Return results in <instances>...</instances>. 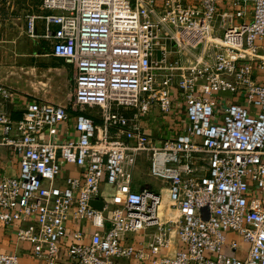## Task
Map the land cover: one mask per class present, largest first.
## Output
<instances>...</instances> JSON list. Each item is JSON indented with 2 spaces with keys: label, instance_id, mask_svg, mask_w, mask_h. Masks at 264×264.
Masks as SVG:
<instances>
[{
  "label": "built area",
  "instance_id": "obj_1",
  "mask_svg": "<svg viewBox=\"0 0 264 264\" xmlns=\"http://www.w3.org/2000/svg\"><path fill=\"white\" fill-rule=\"evenodd\" d=\"M39 8L26 33L72 66L75 134L56 140L70 118L60 103L26 97L13 118L5 105L16 94L0 84V146L18 162L14 176L0 175V224L31 244L38 264H264V0H41ZM175 97L183 130L148 134L142 118L152 108L169 114ZM142 153L167 190L164 215L159 191L131 187ZM65 164L79 175L61 178ZM81 224L92 228L88 238ZM125 233L143 239L128 244ZM0 264L19 257L0 252Z\"/></svg>",
  "mask_w": 264,
  "mask_h": 264
},
{
  "label": "rangeland",
  "instance_id": "obj_2",
  "mask_svg": "<svg viewBox=\"0 0 264 264\" xmlns=\"http://www.w3.org/2000/svg\"><path fill=\"white\" fill-rule=\"evenodd\" d=\"M40 3L39 0H0V84L12 89L18 100L36 97L65 105L70 103L73 87L70 66L48 54L47 40L26 33L27 16L42 14ZM40 20L36 19L35 28ZM86 110L98 115L95 108L86 107ZM142 164L143 170L146 169L148 163L144 158ZM148 183L157 192L163 186L162 181L149 175ZM166 202L168 199L163 197L160 211Z\"/></svg>",
  "mask_w": 264,
  "mask_h": 264
},
{
  "label": "crops",
  "instance_id": "obj_3",
  "mask_svg": "<svg viewBox=\"0 0 264 264\" xmlns=\"http://www.w3.org/2000/svg\"><path fill=\"white\" fill-rule=\"evenodd\" d=\"M39 1L41 2V0ZM36 29L38 30L39 33L42 32L43 25L41 20L38 22V28ZM48 54L52 56L50 54V46H49ZM67 65L70 66L71 73L73 75L72 66L70 64ZM17 97L18 96L16 94L17 102L15 101V103H8L5 105L6 110L10 113V115L13 118H18L22 115L23 100H18ZM32 98L38 99L36 97H32ZM67 109L70 113V118L68 121L61 123V125L58 128L56 140L59 141H64L65 139L71 138L75 134L72 129L73 117L75 112L71 110L69 105H67ZM87 110L85 112L93 117L95 123L97 125H101V120L99 116L91 114ZM186 124L187 121H186L184 106L179 97H175L172 110L169 114H162L159 112L157 108H152L151 111L142 118V126L145 128V131L155 138H160L163 136H169L179 133L183 130ZM143 158L144 160H146L145 157L137 158V164L132 171L131 187L136 191L145 188L151 189L148 183L147 166L146 169L143 170V166H142ZM17 170H18L17 157L14 155L13 152H11L6 147L0 146V175L14 176L17 173ZM79 172L80 169L77 168L76 166L71 164H65L61 169L60 176L61 178L68 175L78 176ZM102 191L105 194L111 193L112 188L108 185H103ZM159 192L162 194V198L165 197L168 199L167 190L163 186L159 187ZM167 205L168 202H166L164 207L161 208L160 215H164L167 212L166 211ZM77 228L85 231L86 238L89 237V234L92 231V228L90 226H86L84 224L77 226ZM122 236L125 243L135 244L136 246H138V242L141 241V239H143L141 234L133 235L132 233H125ZM228 236L230 238L233 237L234 235L229 234ZM71 239L72 238L68 236V241H70ZM176 247H177V242L174 236L172 249H175ZM0 252L18 255L19 264H38V262L32 256L31 244L28 241L17 239L16 235L14 234V228L4 227L1 224H0ZM118 264H149V263L146 261H138L136 259H120Z\"/></svg>",
  "mask_w": 264,
  "mask_h": 264
},
{
  "label": "water",
  "instance_id": "obj_4",
  "mask_svg": "<svg viewBox=\"0 0 264 264\" xmlns=\"http://www.w3.org/2000/svg\"><path fill=\"white\" fill-rule=\"evenodd\" d=\"M206 58H209V50H207V52H206ZM184 60H185V63L187 65H191L192 64V62L189 61L187 57H185ZM201 211H202L203 217L205 218L207 216L206 209L205 208H202Z\"/></svg>",
  "mask_w": 264,
  "mask_h": 264
},
{
  "label": "bare ground",
  "instance_id": "obj_5",
  "mask_svg": "<svg viewBox=\"0 0 264 264\" xmlns=\"http://www.w3.org/2000/svg\"><path fill=\"white\" fill-rule=\"evenodd\" d=\"M169 201V200H168ZM161 214V213H160Z\"/></svg>",
  "mask_w": 264,
  "mask_h": 264
}]
</instances>
